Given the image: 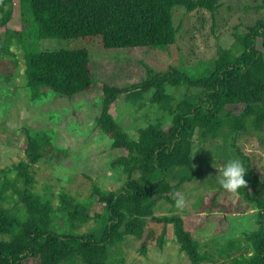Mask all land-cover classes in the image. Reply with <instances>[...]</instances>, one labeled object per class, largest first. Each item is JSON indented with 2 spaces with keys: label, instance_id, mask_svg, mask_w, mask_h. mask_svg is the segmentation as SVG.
I'll return each instance as SVG.
<instances>
[{
  "label": "trees",
  "instance_id": "16d2710c",
  "mask_svg": "<svg viewBox=\"0 0 264 264\" xmlns=\"http://www.w3.org/2000/svg\"><path fill=\"white\" fill-rule=\"evenodd\" d=\"M12 1L0 0V48L4 53L13 37L23 42L26 36L37 42L97 37L105 51L171 50L179 31L174 25V9L204 10L214 17L221 6L220 0H19L23 13H30L24 18L29 29L24 31L25 26L2 38L12 16ZM233 36L230 48H218L216 58L208 61L200 76L191 77L176 68L164 72L146 68L145 78L130 87L102 85L95 126L110 140L111 150L120 153L110 166L124 181L117 191L91 186L90 200L103 204L102 214L97 215L104 221L100 231L81 230L91 220L90 200L60 192L55 205L53 198L35 191L31 167L44 158V150L49 160L67 155L51 144L48 133L24 128L26 159L0 170V264H22L26 259L35 264H122L124 259L116 249L127 239L138 242L139 253L145 255L153 243L164 247L168 226L189 264L221 259L230 264H264V183L248 168L247 185L236 193L254 209L257 228L245 231L241 238L198 241L178 213L155 215L159 201L176 204L171 196H177V185L168 177L176 169L190 166L196 131L201 139L214 136L221 128L264 139V20L257 19L245 32L235 29ZM25 64L31 92L39 88L43 93L71 98L94 89L86 49L34 51L26 53ZM166 86L184 88L181 98L173 99ZM131 90L150 93V102L171 118L167 130L149 124L132 139L119 126L110 106L118 95ZM184 180L188 177L180 182ZM212 198L208 203L213 209L232 212ZM204 207L201 212L211 211Z\"/></svg>",
  "mask_w": 264,
  "mask_h": 264
},
{
  "label": "rangeland",
  "instance_id": "374dc122",
  "mask_svg": "<svg viewBox=\"0 0 264 264\" xmlns=\"http://www.w3.org/2000/svg\"><path fill=\"white\" fill-rule=\"evenodd\" d=\"M220 3L214 17L204 10L186 12L182 8L174 9V25L179 27V31L175 47L171 50L134 48L105 51L97 37L47 42H37L36 38L28 36L19 42L17 37H13L7 52L0 48V170L26 159L23 130L28 128L34 133H48L51 144L67 155L49 160L45 149L44 158L31 167L35 173V191L53 198L55 205L60 192L81 201L90 200L92 184L102 190H119L124 178L114 172L110 162L120 153L111 150L110 140L102 136L94 121L100 113L98 103L102 98V85L130 87L145 78L146 68L155 72L176 68L191 77L200 76L208 61L216 58L218 48H230L235 29L245 32L257 19L264 20V0H220ZM12 9L11 19L1 33L2 38L21 31L25 26L24 31L29 29L24 18L27 14L30 17V13H23L19 0L12 1ZM73 49L88 51L95 77L94 89L71 98L43 93L39 88L31 92L25 74L26 53ZM10 70L7 81L6 75ZM166 91L177 100L184 88L166 86ZM149 99L150 93L131 90L118 95L110 106L111 115L132 139L137 138L140 128L149 124H159L163 130L170 125V116ZM232 159L240 160L246 174L248 168L264 183V139L248 133L231 134L226 128L219 129L214 136L201 139L199 130L196 131L192 137L190 166L178 168L168 177L178 190L177 196L171 197L177 200L183 198L185 203L183 207H177L161 200L157 203L155 215L178 213L191 236L202 242L237 239L245 231L256 229V213L247 205L246 199L223 189L218 183L222 165ZM184 176L188 180L180 182ZM214 196L217 202L224 204V208L229 207L232 212L213 209L212 203L208 202ZM202 207L211 211L201 212ZM102 212L103 204L91 199L88 206L91 220L81 230H102L104 221L101 217L97 218ZM172 239V229L168 226L167 242L162 249L153 243L147 253L141 255L138 242L127 239L116 252L123 257L122 264H189L186 255L180 252ZM239 252L233 251L231 257ZM22 264L35 263L26 259ZM210 264L230 263L228 259H221Z\"/></svg>",
  "mask_w": 264,
  "mask_h": 264
},
{
  "label": "clouds",
  "instance_id": "9594fccd",
  "mask_svg": "<svg viewBox=\"0 0 264 264\" xmlns=\"http://www.w3.org/2000/svg\"><path fill=\"white\" fill-rule=\"evenodd\" d=\"M245 174L246 170L242 162L238 159H232L222 165V169L219 171L218 183L223 189L235 193L246 187ZM184 203L183 198L176 201L177 207H183Z\"/></svg>",
  "mask_w": 264,
  "mask_h": 264
},
{
  "label": "crops",
  "instance_id": "0c3cea01",
  "mask_svg": "<svg viewBox=\"0 0 264 264\" xmlns=\"http://www.w3.org/2000/svg\"><path fill=\"white\" fill-rule=\"evenodd\" d=\"M183 218V217H182Z\"/></svg>",
  "mask_w": 264,
  "mask_h": 264
}]
</instances>
